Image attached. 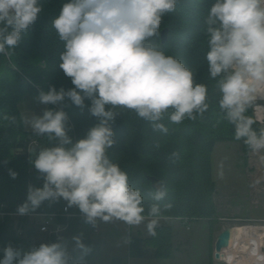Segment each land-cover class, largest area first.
<instances>
[{
  "label": "clouds",
  "instance_id": "clouds-1",
  "mask_svg": "<svg viewBox=\"0 0 264 264\" xmlns=\"http://www.w3.org/2000/svg\"><path fill=\"white\" fill-rule=\"evenodd\" d=\"M179 0H65L51 20L63 51L59 68L73 87L50 85L37 100L59 105L25 118L36 136H46L50 146L33 147L30 163L42 176V187L28 186L17 212L26 215L45 201L63 198L77 207L85 222L119 220L129 227L148 219L147 233L156 236L161 214L159 201L167 195L163 184L155 187L153 203L145 215L143 196L129 176L113 163L108 150L116 143L112 124L117 108L134 111L152 130L167 134L162 121L181 124L203 120L210 108L208 86L181 60L152 43L164 17ZM43 11L41 0H0V55H11L23 34ZM207 38L208 79L219 92V119L234 129V139L259 156L264 165V126L254 127L248 115L264 100V0H215L204 21ZM98 121L86 135L73 141L69 135L65 101ZM90 101L86 105L85 101ZM15 123V118L10 120ZM159 147V145H156ZM173 157L179 153H172ZM15 179L17 172L9 169ZM264 176L249 185L255 188ZM171 205H168L170 207ZM73 241L86 249L80 236ZM0 264H70L71 253L63 240L19 248L11 243L0 249Z\"/></svg>",
  "mask_w": 264,
  "mask_h": 264
},
{
  "label": "trees",
  "instance_id": "trees-1",
  "mask_svg": "<svg viewBox=\"0 0 264 264\" xmlns=\"http://www.w3.org/2000/svg\"><path fill=\"white\" fill-rule=\"evenodd\" d=\"M64 2L65 0H41L43 11L23 34L14 52L9 58L7 55H0V204L8 199L13 209H17L25 201L29 185H43V178L35 168L33 172H28L26 158L11 153V146L18 136L26 139L35 135L24 128L18 103L29 91L38 96L42 91L47 92L50 85H54L57 90L61 87H73L71 79L59 68V53L63 51V43L51 27V20L58 15ZM214 2L215 0H179L176 10L168 13L161 25V31L165 27L169 28L167 41L162 42L161 31L158 37L152 39V43L165 54L176 57L191 68L196 74L197 82L207 84L210 108L205 113V118L195 122L185 119L179 125L170 123L165 118L162 122L168 128V133L164 134L153 131L149 122L138 118L134 111L116 109L121 116L112 124L116 143L108 150V155L113 163L119 164L127 172L129 183L141 191L145 215L149 207L157 203L152 194L159 184L167 189L165 198L158 202L160 216L212 219L217 213L212 152L218 141L235 139L233 127L219 119V92L215 81L208 79L205 60L208 49L204 21ZM20 71L39 84L42 91L24 81ZM85 103L88 105L90 101L86 100ZM65 105L64 111L70 118L67 122L69 135L73 141L83 138L98 121L89 114L87 107L81 110L68 100ZM50 107L60 108L59 105ZM248 115L256 120L254 127L264 126V122L256 119L254 107L249 109ZM13 117L15 123H10ZM47 146L50 143L45 136V147ZM242 147L248 155V148L243 143ZM174 152L179 153L178 158L172 156ZM9 169L18 173L15 179L10 177ZM149 176L154 177L155 181ZM40 208L49 209L48 201ZM158 225L156 236L150 235L143 242L154 247L156 256L170 257L174 253L173 229L169 224ZM72 227H76L85 241L90 243L91 225L85 219H76ZM134 240L136 238H133V243ZM9 243L19 248L39 246L32 244L28 238L18 237L8 221L0 216V249ZM138 253L145 252L141 249ZM88 256L89 253H85L74 259L82 260ZM77 260L70 264H75Z\"/></svg>",
  "mask_w": 264,
  "mask_h": 264
},
{
  "label": "crops",
  "instance_id": "crops-1",
  "mask_svg": "<svg viewBox=\"0 0 264 264\" xmlns=\"http://www.w3.org/2000/svg\"><path fill=\"white\" fill-rule=\"evenodd\" d=\"M221 147L224 150V152L227 151L225 145ZM255 163L257 165L252 171L251 170H248V172H245L246 170L243 171V173L245 172L244 176L241 178L243 182H240V187L244 191L246 197V206H244L245 208L242 207L243 203L240 202H235V204H231L228 201L225 204L222 205L219 204L217 205V209L224 210L223 211L224 214L220 215V212H218L220 219H224V218L225 219L226 218L264 219V185L262 184L264 182L262 180L261 184L257 185L255 188L249 186L254 179L260 177L259 172L260 174L263 173L262 176H264V165H261L258 162ZM232 183H233L232 184L233 187H236L234 182ZM214 195L216 198V189ZM148 219H152V218H148ZM148 219H146L145 222L140 226L134 228L129 227L123 221L113 220L110 222H104L98 219L97 220L98 231L96 232L92 228L90 229V233H89L90 243L85 241L83 236L77 231L76 227H72L69 230L66 239L63 241L67 244L68 250L71 253L72 256L71 261L77 260L74 259L75 257H81L85 253H89L88 257L83 258L82 260H77L76 262H74L75 264H174L175 261L177 262V264L179 263L198 264V262L193 261V260L196 261V256L198 255V251L197 249H194V246L191 244H193L195 240L194 236L196 235V233L202 229L208 243L206 248L207 254H205L204 252V256H203L205 259L204 263L205 264L212 263L211 249L216 250L215 241L217 239V236L225 228V227L224 228L219 227L217 225L219 224L220 221H218L217 224L214 226H211L212 224L208 223V226L206 227L205 226L206 222L203 223L197 220L195 222L197 229L196 228L194 229L197 231L195 233L193 230L194 232L193 235V232H190V230H192L193 227H195L193 225L192 220H181L180 218H175V217L159 216L158 218H156L158 220V224H169L173 229V239L177 240L178 242L175 245L174 253L172 256L158 257L154 253L155 251L154 247L150 245H146L143 242L144 239L150 236L146 230V224L148 222ZM201 219H205V218H201ZM186 230H189V232L185 238ZM254 232L256 233V231H252V229H249V231H247L248 234L250 233L253 234ZM74 236L81 237L82 242L86 246L87 250L80 249L76 246L75 241H73L72 239ZM211 236L213 237V243H211ZM133 238L134 239L136 238V240H134V243H133ZM259 242H260L259 239H257L256 244L254 246V250H256L257 253H262ZM191 246L194 250L191 249ZM141 249L144 250L145 252L144 254L138 253V251H140ZM215 254L218 257L225 260L224 257L220 256L219 252H215ZM255 263L262 264V262L259 261L258 258H256ZM241 264L244 263L242 262Z\"/></svg>",
  "mask_w": 264,
  "mask_h": 264
},
{
  "label": "rangeland",
  "instance_id": "rangeland-1",
  "mask_svg": "<svg viewBox=\"0 0 264 264\" xmlns=\"http://www.w3.org/2000/svg\"><path fill=\"white\" fill-rule=\"evenodd\" d=\"M7 57L9 58V55H7ZM20 74H21V77L23 78L24 81H27V82L33 84L34 86H36V88L38 90L42 91L40 85L36 84L27 74L23 73L22 71H20ZM261 90L264 91V86H262ZM37 97L38 96L34 92L29 91V92H26L21 97V99L18 103V107H19L20 113H21L23 121H24L23 122L24 128L28 131H32V129H31L30 125L28 123H26V121H25L26 117L31 118L33 113L36 115H42L44 109H46V108L52 109V107H50V105L40 104L37 100ZM257 103L262 105V106H260L261 108L259 106H257V108L260 109L259 113L257 111L256 106H253L254 107V115H255L256 119L262 123V122H264V100L258 101ZM68 119H70V118L68 117ZM34 137L40 139L41 144L37 145L36 143H33L32 146H29V143H28V146H25V143L28 140L31 141ZM21 143H24V145H20ZM223 145H225V147L227 148L226 152H224V150L221 147ZM36 146L45 147V136L32 135L31 137L26 138V139H23L22 137L18 136L16 139V142L11 146V153L13 155L26 158L27 164H28V172H33V170H34V166L32 165V163H30L29 151L33 147H36ZM255 162L260 163L259 156L251 153L250 151L248 152V155L245 154L243 151V147H242L241 142H238L236 140H220L215 144L213 152H212V177H213V180L215 181V185L217 187V188H215L216 189V198L214 195V201H215L216 209H217V205L225 204L228 201L231 204H235V202H240V203H243L242 207L246 206V197H245L244 191L240 187V182H243L241 180V178L244 176L245 172H248V170L252 171L255 168V166L257 165ZM243 171H245V172L243 173ZM259 175L261 177L263 175V173L260 174V172H259ZM232 182H234L236 187H233ZM263 182H264V180H263ZM262 184L264 185V183H262ZM3 202H6L9 205L8 208H11L10 202L8 201V199L3 200ZM223 211H224L223 209H221V210L217 209V213H216L215 217L212 219H209L206 217H203L205 219H201V218L190 219L189 217H178V218H180L181 220H192L193 221V225L195 227H193V229L190 230V232H193V230L195 228L197 229L196 223H195L197 220L201 221L203 223L206 222L205 223L206 227L208 226V223L212 224L211 226H214L217 224L218 221H220V222L217 225L219 227H222V228L228 227V226L240 225V224L251 225L250 229H252V231H256V233L255 232H254L255 234L254 233L253 234L252 233H250V234L246 233L243 237H241L235 243L237 246L232 247V250L233 251L237 250V253L235 255H237V259L242 260V262L244 264H259V263H255L256 258H257L256 257V250L251 251V249L253 247L254 239L258 238L260 241L259 243H260L261 252L264 254V234L263 235L261 234L262 232H264V219H261V218H250V219H243V218H226L225 219L224 218V219H220L218 212H220V215H221V214H224ZM196 231L197 230H194L195 233H196ZM188 232H189V230H186L185 238H186ZM194 232H193V235H194ZM18 237L28 238L30 240V242H32V244H39L38 242H41L44 239V237L42 235L38 234L34 230L30 231L25 236H22V237L18 236ZM185 238H182V239H185ZM194 239L195 240H194L193 244H191V245L194 246V249H197L198 255L196 256V261L195 260H193V261L198 262V264H205L204 263L205 259L203 256H204V252H205V254H207L206 248H207L208 243H207L206 236L204 235V232L202 231V229L196 233V235L194 236ZM172 240H173V244H174V248H175V245L178 241L174 240V239H172ZM211 243H213V237L212 236H211ZM191 249H193L192 246H191ZM215 252H216V250L211 249V262H212L211 264H232V263H229L226 260L218 257L215 254ZM186 253H187V251H186ZM194 255H195V253H194ZM174 264H177V262L175 261Z\"/></svg>",
  "mask_w": 264,
  "mask_h": 264
},
{
  "label": "built area",
  "instance_id": "built-area-1",
  "mask_svg": "<svg viewBox=\"0 0 264 264\" xmlns=\"http://www.w3.org/2000/svg\"><path fill=\"white\" fill-rule=\"evenodd\" d=\"M32 146L33 143L41 144V140L34 137L27 141L25 146ZM24 145V143L20 144ZM49 209L38 208L34 212L26 215H20L17 209L8 208L6 202L0 204V216L3 220L8 221L10 227L17 236H25L30 231H36L44 237L40 243H53L58 240H65L76 219H84L83 214L75 206L68 207L67 202L60 198L56 201H48ZM98 220V219H97ZM91 228L98 231V226Z\"/></svg>",
  "mask_w": 264,
  "mask_h": 264
},
{
  "label": "bare ground",
  "instance_id": "bare-ground-1",
  "mask_svg": "<svg viewBox=\"0 0 264 264\" xmlns=\"http://www.w3.org/2000/svg\"><path fill=\"white\" fill-rule=\"evenodd\" d=\"M260 107V106H259ZM257 108V106H256ZM261 108V107H260ZM259 108H257V111L259 113ZM253 226V225H252ZM251 228V226L249 225H234L233 226V235H232V239L230 241V244L228 246L223 247L222 250L217 251L219 252L220 256L224 257L225 260H227L229 263L232 264H241V260L237 259V255H235L237 253V251H233L232 247H236L237 245L235 244L241 237L244 236L245 233H247V231H249V229ZM263 229V228H262ZM262 234H264V232H262ZM258 238H255L254 242H253V247L251 249L254 250V246L256 244ZM256 257L258 258L259 261L262 262V264H264V254L263 253H257L256 252Z\"/></svg>",
  "mask_w": 264,
  "mask_h": 264
},
{
  "label": "water",
  "instance_id": "water-1",
  "mask_svg": "<svg viewBox=\"0 0 264 264\" xmlns=\"http://www.w3.org/2000/svg\"><path fill=\"white\" fill-rule=\"evenodd\" d=\"M169 36V28L165 27L161 31V38L162 42H166ZM153 181H155V178L152 176H149ZM233 235V226L225 227L217 236V239L215 241V249L217 251H220L223 249V247L228 246L230 244V241L232 239Z\"/></svg>",
  "mask_w": 264,
  "mask_h": 264
}]
</instances>
